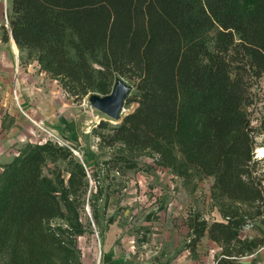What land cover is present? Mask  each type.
<instances>
[{"label":"trees","instance_id":"16d2710c","mask_svg":"<svg viewBox=\"0 0 264 264\" xmlns=\"http://www.w3.org/2000/svg\"><path fill=\"white\" fill-rule=\"evenodd\" d=\"M10 2L2 42L12 37L18 59L37 61L75 100L108 95L117 78L128 79L124 103L134 109L92 129L99 148L123 147L102 162L103 173L136 169L135 158L148 152L183 179L211 177L219 218L189 208L185 248L195 252L207 236L220 250L215 264H243L264 246V156H255L264 111L253 125L250 110L264 78V0ZM18 151L1 175L0 259L55 264L70 254L43 223L77 220L93 159L81 162L52 139ZM47 162L63 167L52 179L42 173ZM248 228L256 235L241 234Z\"/></svg>","mask_w":264,"mask_h":264},{"label":"rangeland","instance_id":"374dc122","mask_svg":"<svg viewBox=\"0 0 264 264\" xmlns=\"http://www.w3.org/2000/svg\"><path fill=\"white\" fill-rule=\"evenodd\" d=\"M10 3L0 0V192L3 165L27 142L52 139L62 146L68 144L81 162L93 159L88 163V189L77 207V220L74 214L43 223L70 254L57 258L55 264H215L214 256L220 250L207 236L195 252L184 246V219L189 208L199 210L209 220L219 218L220 200L211 197L213 179L196 175L183 179L156 166L148 152L135 158L136 169L125 174L103 173L102 162L122 153L123 147L99 148V138L92 129L100 120L113 121L91 106L89 95L80 100L69 96L56 79L40 70L37 61L22 63L11 39L2 42ZM122 79L129 85L128 79ZM253 91L256 101L250 110L256 125L264 111V78ZM134 107L125 104L121 117ZM256 155L260 159L264 151ZM57 168L63 167L47 162L42 173L52 179ZM95 173L97 181L92 178ZM62 177L67 178L63 171ZM256 233L253 228L241 232L248 236ZM253 256H244L241 261L255 264Z\"/></svg>","mask_w":264,"mask_h":264},{"label":"water","instance_id":"95a60500","mask_svg":"<svg viewBox=\"0 0 264 264\" xmlns=\"http://www.w3.org/2000/svg\"><path fill=\"white\" fill-rule=\"evenodd\" d=\"M11 41L14 43L12 37ZM111 89L108 95H99L98 93L89 95V103L94 109L96 108L102 112L113 122H117L121 119L125 97L131 88L125 80L117 78ZM255 153H258L257 150H255ZM256 157L258 156L256 155Z\"/></svg>","mask_w":264,"mask_h":264},{"label":"crops","instance_id":"0c3cea01","mask_svg":"<svg viewBox=\"0 0 264 264\" xmlns=\"http://www.w3.org/2000/svg\"><path fill=\"white\" fill-rule=\"evenodd\" d=\"M253 254H254V256H253L254 260H256L255 264H264V246L259 248L256 252L252 253L251 255H253ZM254 260H253V262H254Z\"/></svg>","mask_w":264,"mask_h":264},{"label":"bare ground","instance_id":"6f19581e","mask_svg":"<svg viewBox=\"0 0 264 264\" xmlns=\"http://www.w3.org/2000/svg\"><path fill=\"white\" fill-rule=\"evenodd\" d=\"M14 45V47H15V44H13ZM264 151V147H261V148H257V152H258V154H261V152H263Z\"/></svg>","mask_w":264,"mask_h":264},{"label":"built area","instance_id":"2783aa9c","mask_svg":"<svg viewBox=\"0 0 264 264\" xmlns=\"http://www.w3.org/2000/svg\"><path fill=\"white\" fill-rule=\"evenodd\" d=\"M50 135H52V133L50 134ZM65 146H68L69 148H71L68 144H64Z\"/></svg>","mask_w":264,"mask_h":264}]
</instances>
